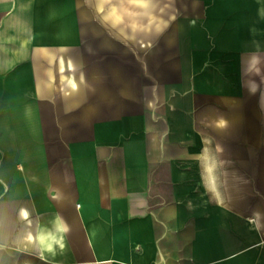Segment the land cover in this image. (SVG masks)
Masks as SVG:
<instances>
[{"label":"crops","instance_id":"0c3cea01","mask_svg":"<svg viewBox=\"0 0 264 264\" xmlns=\"http://www.w3.org/2000/svg\"><path fill=\"white\" fill-rule=\"evenodd\" d=\"M171 2L132 47L104 0H0V264H264V0Z\"/></svg>","mask_w":264,"mask_h":264},{"label":"rangeland","instance_id":"374dc122","mask_svg":"<svg viewBox=\"0 0 264 264\" xmlns=\"http://www.w3.org/2000/svg\"><path fill=\"white\" fill-rule=\"evenodd\" d=\"M171 1L172 0H146L148 10H146L147 13H144L142 6L140 7L143 3L139 0H104V4L101 6L100 11L108 14L112 20H116L113 24L115 27L130 30L132 47H149L156 31L166 26V20L171 17L173 18L176 13L175 8L172 7ZM124 19L128 22H120ZM259 79L262 81L261 83L264 84V70L259 72ZM263 91L264 88H260V94ZM262 111H264V104L260 103V112ZM260 125L264 126L263 119L260 120ZM241 186L244 193L246 192L247 194L251 190H255L256 192L260 190L264 191V184L260 186L261 189L258 191L252 189L249 183H243ZM260 197H264L263 192L260 194Z\"/></svg>","mask_w":264,"mask_h":264},{"label":"clouds","instance_id":"9594fccd","mask_svg":"<svg viewBox=\"0 0 264 264\" xmlns=\"http://www.w3.org/2000/svg\"><path fill=\"white\" fill-rule=\"evenodd\" d=\"M255 64L254 70L259 71L258 65L260 64V57L253 56L251 59V66ZM68 88L73 92L77 90V85L74 80L68 81ZM254 91V89H251ZM220 126H223L221 122ZM221 149L216 146L215 149L212 147L211 140H206L200 153V166H201V177L206 190L212 193L219 202L218 192V170L221 166V161L218 159L217 153ZM70 231L69 225L63 220L62 217H55L52 221V228H41L35 234L28 233L26 239L28 243L33 244L41 254V258L47 253L51 256H56L58 251L63 253L67 248L66 236ZM101 264H107V262H101Z\"/></svg>","mask_w":264,"mask_h":264}]
</instances>
